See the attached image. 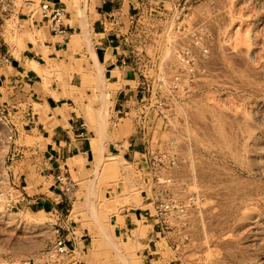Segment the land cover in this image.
<instances>
[{
  "label": "rangeland",
  "instance_id": "374dc122",
  "mask_svg": "<svg viewBox=\"0 0 264 264\" xmlns=\"http://www.w3.org/2000/svg\"><path fill=\"white\" fill-rule=\"evenodd\" d=\"M39 1L23 10L43 20ZM82 1L80 51L92 53L88 0ZM151 2L153 11L126 23L138 68L125 76L116 70L115 82L93 55L95 70L81 88L72 85L76 70L64 63L29 64L45 88L53 83L62 91L53 95L56 100L73 99L82 108L93 138L88 167L69 172L75 197L62 196L57 213L28 205L12 181L19 165L15 148L34 147L38 140H17L18 111L0 84V264H264V0ZM29 26L21 17L0 14V42L20 52L37 34ZM187 51L194 61L183 63ZM143 76L150 81L149 96L159 93L168 102L141 100ZM122 84L131 86L130 93ZM125 94L139 100L127 103ZM217 118L225 122L226 142L215 136ZM130 142L140 148L136 155L113 150ZM146 147L165 154L167 163L174 159L165 174L186 210L160 235L153 218L145 222L140 216L152 211L151 181L141 159ZM126 215L134 225L121 236L115 230ZM57 230L67 255L55 252Z\"/></svg>",
  "mask_w": 264,
  "mask_h": 264
},
{
  "label": "crops",
  "instance_id": "0c3cea01",
  "mask_svg": "<svg viewBox=\"0 0 264 264\" xmlns=\"http://www.w3.org/2000/svg\"><path fill=\"white\" fill-rule=\"evenodd\" d=\"M42 1H39V6ZM50 1L66 9L69 36L63 38L51 34L43 18L39 20L32 14L21 17L28 25L31 22L29 27L37 34L25 43L20 52L16 47L0 42V52L12 58L11 67L0 70V84L9 94L8 105L12 106L13 111H18L14 113L19 119V124L15 125L17 140L27 136L38 140L34 147L19 145L15 148L19 165L12 174V181L26 193L25 200L28 205H43L42 207L56 211L63 209L59 206L62 195L56 182L57 174L61 171L71 173V170L79 174L85 170L92 159L93 138L81 136L82 122L88 127L81 112L82 108L75 104L73 99L60 97L56 100L53 95L60 96L62 91L57 90L53 83L49 88H45L39 73L30 68L29 64L35 62L40 68L64 63L67 69L76 70L72 85L77 84V87L81 88L90 80L88 71L95 70L93 55L99 61L108 81L115 82L111 74L116 70L123 76L131 72L122 66L121 61L130 50L126 23L130 22L133 15H140V3L139 0H88L86 25L93 47V52L90 53L86 47L80 51L79 37L85 24L77 17L78 9L85 8L84 2ZM15 51L18 56H14ZM26 88L30 89V92H26ZM121 90L130 93L131 86L122 84ZM124 97L127 103L130 99L133 101L138 98L129 97L128 100L126 94ZM35 105L40 108L35 110ZM86 130L89 136L90 132ZM134 146L132 142L127 148L124 144L113 145V150L127 154L134 152L136 155L140 148L135 149ZM26 154L31 157L26 158ZM48 184L50 186L47 187ZM123 224L116 226L115 232H119L121 236L129 235V229L134 225L133 218L130 215L124 216ZM150 256L148 254L144 258L148 260Z\"/></svg>",
  "mask_w": 264,
  "mask_h": 264
},
{
  "label": "built area",
  "instance_id": "2783aa9c",
  "mask_svg": "<svg viewBox=\"0 0 264 264\" xmlns=\"http://www.w3.org/2000/svg\"><path fill=\"white\" fill-rule=\"evenodd\" d=\"M153 0H139L140 8L139 13H143L145 10L150 11L152 8ZM31 0H0V14L2 16H18V18L26 16V13L23 10V6H30ZM153 11V10H151ZM39 12L44 19L49 31L51 34L67 38L69 36V27H68V13L65 8L58 6L51 2L50 0H43L39 6ZM152 13V12H151ZM29 15V14H27ZM28 17V16H26ZM139 18L137 14L133 15L131 18V23L134 25L135 19ZM132 35V29L130 34H127L129 39ZM191 50V49H184ZM134 50H128V55L121 61V64L124 68H128L131 71L136 70L138 63L135 61ZM181 54H179L180 56ZM191 53L187 51L182 57V62L184 63L187 60L189 63L191 60L194 61ZM181 57V56H180ZM12 58L9 55L0 54V68H7L11 66ZM150 81L146 76H143L140 79V90L138 95L142 94V101H154V102H168L169 99L163 97L159 93L152 94L149 96L150 91ZM139 98V97H138ZM137 98L136 101L139 99ZM82 129L81 136L84 138L88 137L87 128L84 123L80 125ZM9 140L13 141L14 136H9ZM166 155L162 152H153L146 147L145 154L141 155V159L145 162V170L150 177L151 189L150 195L147 196L152 211L146 210L144 214H141V217L147 222L150 218H153L155 221L156 229L159 230L158 235L165 233V230H169V224L172 220H177L184 217L186 210L184 207H181V203L178 199L175 198L173 194V179L165 174L166 170L171 165H175V161L171 158V163L165 161ZM56 182L59 185L60 193L67 200L71 201L74 199L77 185L72 179L71 175L67 172H60L56 176ZM194 196V195H193ZM178 200V201H177ZM57 213L56 211H53ZM68 232L71 236H75L74 228L70 227ZM57 238L55 241V252L61 255H67L69 253V248L64 242L63 238L60 236V230H57Z\"/></svg>",
  "mask_w": 264,
  "mask_h": 264
},
{
  "label": "bare ground",
  "instance_id": "6f19581e",
  "mask_svg": "<svg viewBox=\"0 0 264 264\" xmlns=\"http://www.w3.org/2000/svg\"><path fill=\"white\" fill-rule=\"evenodd\" d=\"M224 120L223 119H221V118H217L216 119V127H215V136L217 137V139L219 140V141H227V139H228V136L225 134V130H224ZM104 140V139H103ZM102 143H103V141H101ZM100 145V144H99ZM103 145V144H102ZM95 147H98L97 145H95ZM102 147V146H101ZM99 148V147H98ZM97 148V149H98ZM103 148V147H102ZM104 150V149H103ZM126 162V161H125ZM109 212V211H108ZM109 215H110V213H109ZM105 237H107V235L105 236ZM137 237H139V235H137ZM108 238V237H107ZM109 239V238H108ZM115 244V243H114ZM114 244H112V247L113 248H115L116 250H118L117 249V246L116 245H114Z\"/></svg>",
  "mask_w": 264,
  "mask_h": 264
}]
</instances>
